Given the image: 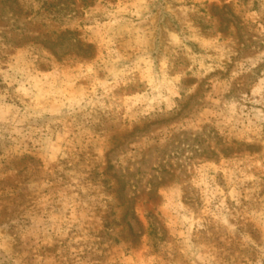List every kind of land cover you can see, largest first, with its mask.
<instances>
[{"label": "rangeland", "instance_id": "obj_1", "mask_svg": "<svg viewBox=\"0 0 264 264\" xmlns=\"http://www.w3.org/2000/svg\"><path fill=\"white\" fill-rule=\"evenodd\" d=\"M0 264H264V0H0Z\"/></svg>", "mask_w": 264, "mask_h": 264}]
</instances>
